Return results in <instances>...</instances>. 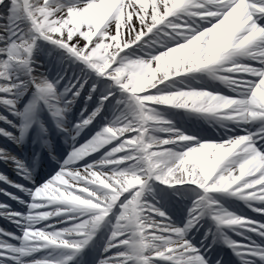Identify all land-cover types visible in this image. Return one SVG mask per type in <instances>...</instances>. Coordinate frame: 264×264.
Here are the masks:
<instances>
[{
	"label": "snow or ice",
	"instance_id": "obj_1",
	"mask_svg": "<svg viewBox=\"0 0 264 264\" xmlns=\"http://www.w3.org/2000/svg\"><path fill=\"white\" fill-rule=\"evenodd\" d=\"M7 8L10 20L29 25L27 37L21 33L0 47V104L20 123L0 119L19 130L14 142L43 109L62 128L65 107L86 82L60 92L59 81L35 75L31 53L38 39L59 47L84 65L86 75L107 85L95 109L74 125L77 133L105 105L116 114L82 147L74 146L48 182L27 190L26 213L0 204L6 210L0 215L21 233L0 229V264H79L76 258L105 217L110 231L95 264H209L212 244L203 239L194 244L186 235L204 216L216 225L213 243L223 225L240 226L264 240V221L238 216L218 198L237 197L264 216V0H8ZM13 64L23 78L9 74ZM197 73L219 80L229 94L187 83ZM26 86L32 96L19 109L16 93ZM167 106L190 110L188 115L215 122L223 132L216 142L190 136L166 118ZM245 125L257 127L250 131ZM110 142L99 160L90 157L95 162L80 167L71 163ZM0 180L23 190L2 174ZM155 183L193 194L182 225L155 196L146 199ZM223 243L241 264H264V243L250 236L241 241L225 236Z\"/></svg>",
	"mask_w": 264,
	"mask_h": 264
},
{
	"label": "bare ground",
	"instance_id": "obj_2",
	"mask_svg": "<svg viewBox=\"0 0 264 264\" xmlns=\"http://www.w3.org/2000/svg\"><path fill=\"white\" fill-rule=\"evenodd\" d=\"M7 13H8V11H7ZM4 21L6 22L5 24L0 23V27L1 28L4 27L3 30L0 31V35L3 36L5 39H1L0 38V47H2L8 41V39H10V38L11 39H19L20 36H21V33H23V35L25 37H27L29 35V25H28V22L26 20H24V19L10 20L9 14H7V15H5ZM14 32L16 33L15 36L12 35ZM156 39L159 40L160 37H157ZM236 58L237 57H233L231 59H236ZM31 59H32V66L35 69V73L34 74L37 75V76H41L42 75V76L46 77L50 82L59 81V83L56 84L55 87L56 88L59 87L58 89H59L60 92H63L65 87H69L70 85H72L75 82H78V81L86 79L84 77L85 75H82V74L86 73L87 70L84 68V65L82 63H80L78 60L72 59L69 56V54L64 52L62 49H60L59 47L54 46L52 43H50L48 41H45L43 39H38L36 41V46H35V48L33 49L32 53H31ZM51 62H52L53 65L50 64ZM228 62L229 61H225L224 63H228ZM50 65L52 67H50ZM8 72H9V74L12 75L14 80L16 78H18V77L19 78H23V76H24L23 70L18 68L15 64H13L8 69ZM62 74H64V75L61 77L60 75H62ZM201 81L193 80V83H190V84L193 87H195V88H201V87H204V82H201ZM90 85L91 84H89L88 82H87V84L85 82L84 83V87L80 90L79 94H81V92L82 93L85 92V93H89V94H98L99 95L105 89V88L104 89L95 88V90L92 91V86H90ZM208 90H211V89H208ZM22 92H25V91L23 90ZM220 94L228 95L229 93L220 92ZM0 95H4V94L0 93ZM18 95L21 96L20 93ZM76 97H78V96H76ZM87 99H88V97H87ZM74 101H75V99H70V103L68 105L72 104ZM86 102L87 101H84V103H86ZM97 103H98V97H97V102L94 105H90V107L94 108L95 106H97ZM81 107L82 106H80L79 109H77V111H78V113H81L82 115L83 114L88 115L89 112L92 111L91 110L92 108H88L89 109L88 110L87 108H83V107L81 108ZM175 109H179V108H176V107H173V106H167L166 108H164L162 110H165V111L167 110V113L166 112L164 113L165 116H166V114H169V112L171 110H175ZM45 111H47V110L45 109ZM101 114L106 115L107 121H108V120L113 119L114 115L116 114V110L111 105H105V107L102 109V111L90 122V124H88L86 126V128H88L93 122H95V120ZM203 115H211V114H203ZM0 116H5V117H7V119L9 121H12L14 123V120L11 119V116L3 114L2 111H0ZM44 116L45 115H43L42 117L39 118V122H37L38 126L44 127L43 124H47L48 125L49 122H56L49 115L48 111L46 112V116L45 117ZM62 117H63V115H62ZM62 117H61V119H62ZM62 121H63V128L68 129V132H67L68 136H66L68 139H65L67 141L69 149L71 150L68 153V157L74 151V146L75 147H82L87 141H89L90 139L93 138V136L96 134L97 131L100 130V129H97L96 131L91 132L90 134H87L85 137H82V134H84L87 130H84L82 133L80 131L77 133L75 128L68 126L69 125L68 122H65L64 119ZM172 122L175 124V122L173 120H172ZM214 124H216V123L215 122H209L206 125H214ZM229 127H231V125H229ZM245 127L249 128L250 131H255L257 125H254L253 127H248L247 125H245ZM0 130H4L5 132H10V133L14 134L13 137H9L7 135H3L5 138L9 139L11 142H14V138L15 137H20V135H21L19 130L16 127H13L9 123H5V121L3 119H0ZM237 131H239V130H237ZM186 133L191 136L190 133H188V132H186ZM39 134H41V137H43L45 142H47V145L44 144V146H45V148L43 149L44 150V154H47V155L53 157L54 159H56V156L54 155L55 154L54 150L52 148V141H50L51 137H46L47 135H50V133H48V132H44L43 133L40 130ZM80 136H81V138L79 139ZM201 140L202 141H208V142H216L217 137H213V138H210V139H201ZM111 143L112 142H110L109 145H101V148L96 150L98 152H97V155L95 157V160H99L100 158H102V156L105 154V150H110V144ZM0 149H4V152L0 153V155L15 157L14 152L10 148L5 147L1 143H0ZM68 157L66 159H64V160H61V162L58 164L57 170L51 176H49L48 178H46L45 180H43L39 184L34 185L33 187L29 186V185L24 186V184L20 181V179H14V178H12L10 176L3 175L1 171H0V174H2L4 177H6V179H8L7 181H11V180L16 181V183H18L19 185L24 187L23 189H25V192H26V195H27V199L23 200V202H26V201H29V199H30L28 194H27V190L34 189L37 186H42L44 183L48 182L49 179H51L54 176V174L59 170V168L63 164V162L68 159ZM0 160L5 161V162L6 161H11L10 159H3V158H0ZM85 162L93 163L95 161L93 159L86 158L80 164L79 163H75V164L73 163V165H75L77 167H80V166H83V164ZM20 176H21V174H20ZM156 184L157 183H155L153 185L152 194L146 195V199L151 200L153 198V196L155 195L154 186ZM14 195L17 197V194H14ZM218 198L221 201V204L223 205V207L225 209H227L228 211H229V209L227 207V204L223 200L231 201V200H234V199H239V198L233 197V196L218 197ZM37 199H41V198H37ZM190 199L193 200L194 198H190ZM180 200L182 201V199H180ZM192 200L189 201L188 206L191 205ZM239 200H241V199H239ZM156 201H158V196L157 195L155 196V201L154 202H156ZM241 201H243V200H241ZM56 203H60V202H56ZM0 204H6V202H4L3 200H0ZM24 205H25V207H24V209L22 211H14L12 209V207H10L8 205H7L8 206L7 210H11L12 212H17V213H22V212L26 213L28 211V209H27L25 203H24ZM159 206H160V203H159ZM0 211H6V210L5 209H0ZM230 212L240 216V214L238 212H236L235 210H230ZM0 216L3 217V215H0ZM106 220H107V217H105V219L102 220L101 222L103 223ZM0 226H1L0 229H3L2 228L3 226L2 225H0ZM109 231H110V229H109ZM108 235H109V233H108ZM108 235H107V237H108ZM107 237L105 238L102 247L104 246V243L107 240ZM256 243L259 244L260 242H256ZM253 259H255V258H253ZM258 261L259 260H257V262ZM3 264H12V261L11 260L5 261V262H3Z\"/></svg>",
	"mask_w": 264,
	"mask_h": 264
},
{
	"label": "rangeland",
	"instance_id": "obj_3",
	"mask_svg": "<svg viewBox=\"0 0 264 264\" xmlns=\"http://www.w3.org/2000/svg\"><path fill=\"white\" fill-rule=\"evenodd\" d=\"M7 4H8V0H4V4H0V23H2V24H5L6 22L4 21V19H5V15H7L8 13H7V11H8V8H7ZM4 21V22H3ZM4 28V27H3ZM3 28H1L0 27V31L1 30H3ZM0 38L1 39H5L3 36H1L0 35ZM233 58V57H232ZM50 64H52V62L50 63ZM53 65V64H52ZM50 67H52L51 65H50ZM49 72V71H48ZM63 75V74H62ZM61 75V76H62ZM82 75H85L84 77L86 78V81L87 80H89L90 79V77H94V76H88V75H86V73H84V74H82ZM202 77V75L200 74V75H198V77L196 78V79H198V80H200V78ZM208 78H211L210 76H208ZM189 81H191V80H188L187 81V83H189ZM71 86V85H70ZM69 86V87H70ZM107 85L106 84H103L102 86H101V88H98V89H104L105 87H106ZM57 88H59V87H57ZM227 88V87H226ZM83 95H85V96H89V93H83ZM68 96H71V90L69 91V93H68ZM99 95L98 94H95V96H94V98L95 99H97V97H98ZM102 117H105V116H102ZM18 123L17 124H19L20 123V120H19V118H18ZM176 121V120H175ZM177 122V121H176ZM178 123V122H177ZM104 124H101L100 126H103ZM208 130V129H207ZM211 131H213V128H211L210 129ZM16 145L17 146H19L20 147V145H21V141H19L18 143L16 142ZM177 224H179V222H176ZM100 245H101V243L99 244V247H100Z\"/></svg>",
	"mask_w": 264,
	"mask_h": 264
}]
</instances>
